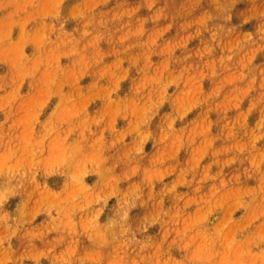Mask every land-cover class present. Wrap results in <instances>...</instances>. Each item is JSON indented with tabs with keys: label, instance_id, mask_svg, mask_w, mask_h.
<instances>
[{
	"label": "rangeland",
	"instance_id": "obj_1",
	"mask_svg": "<svg viewBox=\"0 0 264 264\" xmlns=\"http://www.w3.org/2000/svg\"><path fill=\"white\" fill-rule=\"evenodd\" d=\"M0 264H264V0H0Z\"/></svg>",
	"mask_w": 264,
	"mask_h": 264
}]
</instances>
